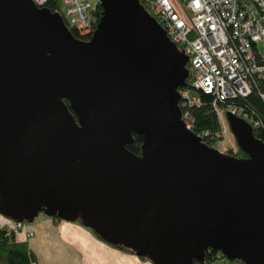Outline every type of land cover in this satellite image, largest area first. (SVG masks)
<instances>
[{
    "label": "water",
    "instance_id": "water-1",
    "mask_svg": "<svg viewBox=\"0 0 264 264\" xmlns=\"http://www.w3.org/2000/svg\"><path fill=\"white\" fill-rule=\"evenodd\" d=\"M97 1L82 40L46 7L0 0V215L78 221L153 264L205 249L264 264V143L225 112L247 157L204 146L177 104L187 57L138 0Z\"/></svg>",
    "mask_w": 264,
    "mask_h": 264
},
{
    "label": "built area",
    "instance_id": "built-area-1",
    "mask_svg": "<svg viewBox=\"0 0 264 264\" xmlns=\"http://www.w3.org/2000/svg\"><path fill=\"white\" fill-rule=\"evenodd\" d=\"M38 7L48 1L57 2V13L65 26L79 35H90L92 16L97 0H31ZM167 38L189 62L191 84L213 96L212 107L220 123V138L213 146L221 153L235 154L237 146L224 118L230 112L253 128L258 121L242 108L216 101L246 97L251 90L252 75L264 71V56L255 45L264 39V0H141ZM179 92L178 105L184 127L189 129L187 107L199 104V98L185 89ZM9 228L17 234L22 222L13 221ZM26 237L32 231L25 232ZM32 264H35L32 262Z\"/></svg>",
    "mask_w": 264,
    "mask_h": 264
},
{
    "label": "trees",
    "instance_id": "trees-1",
    "mask_svg": "<svg viewBox=\"0 0 264 264\" xmlns=\"http://www.w3.org/2000/svg\"><path fill=\"white\" fill-rule=\"evenodd\" d=\"M139 4L144 10L147 11L146 6L141 0H138ZM45 7L51 11H57V2L48 1ZM92 16V29L100 16V7L96 3L94 10L91 12ZM72 35L82 40H88L89 35L81 36L73 29H69ZM187 69V75L184 79L183 86L178 90L185 89L190 95H195L199 98V104H193L187 107L189 110V123L188 130L193 134L201 137V142L204 146L211 147L214 142L220 138V123L215 113L214 107H212L213 96L209 93H204L201 90L195 89L192 84V74L189 67V62L185 65ZM65 106L69 108V103L63 99ZM232 104L236 108H242L245 112L249 113L251 117L258 121V125L252 128V135L256 139L264 143V71L261 75H252L251 77V90L246 97H235L224 101H216L219 108L225 107L226 104ZM180 111L184 110L178 105ZM132 142L125 145V150L130 156L139 157L141 155V143L142 138L138 134H132ZM238 159L247 157L246 153L237 148L235 154H232ZM53 221H60V218L55 216L50 217ZM14 221V220H13ZM16 221V220H15ZM120 249H125L134 254L130 249L123 248L121 245H113ZM204 257L202 261H192L191 264H209L214 260H221L224 262H232L223 259V257L211 249H205ZM140 259H146L142 256H137ZM235 261V260H233ZM35 263V256L28 248L26 241L18 240L16 234L10 230L7 226L0 227V264H32Z\"/></svg>",
    "mask_w": 264,
    "mask_h": 264
},
{
    "label": "crops",
    "instance_id": "crops-1",
    "mask_svg": "<svg viewBox=\"0 0 264 264\" xmlns=\"http://www.w3.org/2000/svg\"><path fill=\"white\" fill-rule=\"evenodd\" d=\"M11 222V219L0 215V227H8ZM28 230L32 231L31 237L25 236ZM16 238L26 241L35 256V264H153L128 250L104 242L78 221H53L42 216L23 226ZM209 264L242 263L217 259Z\"/></svg>",
    "mask_w": 264,
    "mask_h": 264
},
{
    "label": "rangeland",
    "instance_id": "rangeland-1",
    "mask_svg": "<svg viewBox=\"0 0 264 264\" xmlns=\"http://www.w3.org/2000/svg\"><path fill=\"white\" fill-rule=\"evenodd\" d=\"M255 47H256L258 53H259L261 56H264V39H261L260 41H258V42L256 43ZM42 216H45V215L43 214V212H39L38 215L34 218L35 221L37 220V218H41ZM34 219H33V220H34ZM22 225H23V226H27V225H29V223H24V222H23ZM18 233H20V232H18ZM18 233H17V234H18ZM235 261L240 262V261H238V260H235Z\"/></svg>",
    "mask_w": 264,
    "mask_h": 264
}]
</instances>
